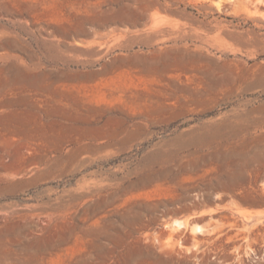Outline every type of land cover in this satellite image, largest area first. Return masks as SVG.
I'll list each match as a JSON object with an SVG mask.
<instances>
[{
  "label": "rangeland",
  "instance_id": "1",
  "mask_svg": "<svg viewBox=\"0 0 264 264\" xmlns=\"http://www.w3.org/2000/svg\"><path fill=\"white\" fill-rule=\"evenodd\" d=\"M0 264H264V0H0Z\"/></svg>",
  "mask_w": 264,
  "mask_h": 264
},
{
  "label": "bare ground",
  "instance_id": "2",
  "mask_svg": "<svg viewBox=\"0 0 264 264\" xmlns=\"http://www.w3.org/2000/svg\"><path fill=\"white\" fill-rule=\"evenodd\" d=\"M157 21V20H156Z\"/></svg>",
  "mask_w": 264,
  "mask_h": 264
}]
</instances>
